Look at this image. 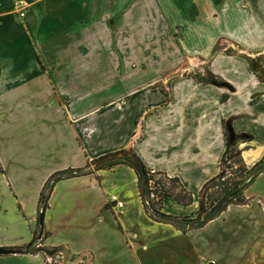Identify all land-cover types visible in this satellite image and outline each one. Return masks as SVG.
<instances>
[{
    "label": "crops",
    "instance_id": "obj_1",
    "mask_svg": "<svg viewBox=\"0 0 264 264\" xmlns=\"http://www.w3.org/2000/svg\"><path fill=\"white\" fill-rule=\"evenodd\" d=\"M92 1L0 0V248L32 243L35 232L20 235L16 228L38 224L43 212L38 245L64 247L71 264H264V202L262 189L248 193L252 185L244 192L248 204L229 205L203 226L182 230L148 216L134 170L117 164L54 183L41 211L53 174L130 150L192 194L188 206L165 199L161 213L195 219L197 194L220 173L230 136L250 137L237 143L248 169L264 158V80L248 60L215 54L210 83L181 79L170 91H125L127 79L118 78L112 91L73 89L78 65L91 78L89 65L99 61L106 40L163 47L173 37L174 47L203 58L221 39L262 49L264 0H114L112 13L105 0ZM232 70L240 80L229 79ZM143 75L128 80L132 90L153 78ZM96 103L103 109L92 112ZM74 181L87 191H67ZM111 197L121 210L109 205ZM10 255L47 264L42 253Z\"/></svg>",
    "mask_w": 264,
    "mask_h": 264
},
{
    "label": "rangeland",
    "instance_id": "obj_2",
    "mask_svg": "<svg viewBox=\"0 0 264 264\" xmlns=\"http://www.w3.org/2000/svg\"><path fill=\"white\" fill-rule=\"evenodd\" d=\"M93 4H97V1H92ZM19 5H24L23 2L18 3ZM113 4L114 0H105V10L106 13H112L113 10ZM110 20H113V16L110 17ZM110 23H106V26L112 29L113 23L109 25ZM173 37H171L170 41L167 42L166 45L162 46H153V47H130L127 43H124L121 45V47H114L113 44H110L105 42L104 47L101 49V55L98 58V62L92 63L89 65V70L91 72L90 76L91 78L86 79L84 77L83 72L81 71L83 69V64H79L78 67L80 69V72L75 73V77L73 80V89L74 91H77L78 89L85 88L86 91H112L115 79L122 80L124 83V79H127V85L125 87V91H170L171 87L174 85V83L177 80L181 79H192L197 83H210L212 81V76L210 74L209 70V61L215 54H223V55H229V59L231 61H236L239 59L240 61L245 59L248 60L249 66L253 73L255 74L256 78L259 80H264V48L260 49H246L243 47H240L239 45L231 42L229 40L225 41L226 39H221L219 42H217L216 46L211 52V55L208 58H203L200 54L186 51L182 48H176L173 45L172 41ZM169 43V44H168ZM81 53H79L80 55ZM78 53L75 51V56H77ZM118 57L120 58V63H117ZM75 67L77 65L75 64ZM146 71L151 72L153 78L151 81H148L147 83L137 86L132 90L128 84V80L130 81L131 78H134L135 75L141 76L145 74ZM144 76V75H143ZM229 79H232L234 81H238L241 79V76L239 75V72L232 70L229 71ZM61 80L57 81V86L59 87ZM67 82V81H65ZM248 85V84H247ZM249 87V85H248ZM253 87L251 86V89ZM250 89V88H248ZM235 90V89H232ZM62 96H59V99L62 100ZM62 104L63 102L60 101ZM99 109H103L102 103H96L94 108L92 109V112H95ZM238 147V146H237ZM239 149V148H238ZM126 151V150H125ZM126 158L132 159V153L130 150L126 151ZM98 158L95 160H92L89 162V165L87 168L83 169L86 170L83 172V170H76L75 172H70L69 174L71 176H82V175H88L90 173L94 172V169L96 168V162ZM227 166H231L232 169H236V167L232 164L231 160H227L225 164L222 165L223 169L227 171ZM106 169V168H105ZM258 171L261 173L257 176L259 177L254 184H252L254 181V178L246 179L244 181V184L247 183V187L245 190L251 186L249 189H247L249 194L255 193L257 190L259 191L262 189V196L260 199L264 202V167L259 166ZM257 172V171H256ZM152 181L149 182L148 187L150 189L148 193V198L150 199V202L154 208H158L159 205L162 206L163 201H159V194L161 190L168 191L169 193L176 195L180 192L179 184L168 182L164 177L156 174H152ZM244 178V173H235L234 175L230 176L229 179L226 181V184H229L233 181H241ZM246 178V177H245ZM70 185L67 191H71L76 193H80L81 191H87V184H82L81 182L74 181ZM132 187H130L131 189ZM148 190V189H147ZM244 190V192H245ZM215 191H220L215 190ZM49 189L45 188L42 192V198L43 201L45 197L48 194ZM212 190L210 192L213 193ZM124 196H128V199L130 198V194L128 195L123 193ZM108 196L109 193H107ZM248 195V194H246ZM140 196V193H139ZM143 196V195H142ZM140 196L142 206L144 208L143 204V197ZM244 197L241 200H237L242 205L248 204L249 200ZM200 194H197V200H198V209L199 210V201H200ZM259 202V201H258ZM205 203V209H208L209 202L204 201ZM253 204H255L254 201H252ZM150 204V205H151ZM251 204V203H250ZM259 204V203H258ZM42 206V205H41ZM261 208V205H259ZM41 211L43 208H40ZM145 209V208H144ZM88 210V209H86ZM146 211V210H145ZM161 211V209H160ZM11 211H8L7 214H10ZM196 213V216L198 214ZM202 217V214L201 216ZM264 217V214H263ZM264 227V226H263ZM183 228V227H181ZM17 232H22V234L27 233H34L35 236L39 233V226L36 224V222H30L25 225V228L23 230L16 228ZM264 230V228H263ZM3 234L0 230V239L2 238ZM55 262V263H54ZM0 264H38L33 261H28L25 258H18L14 259L11 257V255H0ZM51 264H61V259L59 257H55L52 259ZM249 264H254L253 261H250Z\"/></svg>",
    "mask_w": 264,
    "mask_h": 264
},
{
    "label": "trees",
    "instance_id": "obj_3",
    "mask_svg": "<svg viewBox=\"0 0 264 264\" xmlns=\"http://www.w3.org/2000/svg\"><path fill=\"white\" fill-rule=\"evenodd\" d=\"M247 142L250 141V137L246 135L241 136H235L234 140H231V138H228L226 150L224 152L223 158L221 160L220 165V173L215 176L214 178L207 181L201 190L199 191L200 194V201H199V210H198V216L195 219H188V218H175L170 216H165L161 213V205H159L158 208H154V206L151 204L150 208L152 212L154 213V220L156 221H170L175 222L178 226L181 227V223H185L190 226V228H198L206 224L207 222L211 221L212 219L218 217L229 205H236L240 203L237 200H241L244 196V190L247 187V183L244 184V181L248 179H251V175L257 171L258 167L261 165V161L256 163L252 168L248 169L246 165L244 164L241 152L237 147L238 142ZM132 153V152H131ZM126 151H119L115 152L109 155L102 156L98 158L96 162V168L94 170H104L105 168H110L117 164H126L129 167H131L138 180V188L140 196H145L149 202L150 199L148 198V193L150 191L148 184L150 181H152V174L160 175L164 177L168 182H172L179 184L180 192L176 195H173L169 193L168 191L161 190L159 194V201H164L165 199H172L174 202H176L179 205L188 206L191 205L193 202L192 194L189 193L184 189V187L180 184L178 179L176 178H170L167 175L163 173L154 172L151 173V170L147 169L141 161L135 156V154L132 153V159H128L125 157ZM227 160H231L232 164L236 167V169H232L231 166H227L228 169L225 171L222 167L223 164ZM72 171H66V172H59L56 174H53L49 180L47 181L45 188L49 189L48 194L51 192L52 185L60 180L71 178L74 176H71L69 173ZM244 173V178L241 181H233L229 184H226L227 180L230 176L234 175L235 173ZM246 177V178H245ZM44 188V189H45ZM148 189V190H147ZM220 190L215 191V190ZM214 191L210 194L211 191ZM142 196V197H143ZM48 198V195L45 197L44 201H42V208L43 210L46 208V200ZM204 201L209 202L208 209H205V203ZM242 201V200H241ZM202 217H199L201 216Z\"/></svg>",
    "mask_w": 264,
    "mask_h": 264
},
{
    "label": "water",
    "instance_id": "obj_4",
    "mask_svg": "<svg viewBox=\"0 0 264 264\" xmlns=\"http://www.w3.org/2000/svg\"><path fill=\"white\" fill-rule=\"evenodd\" d=\"M231 140H234V136H230ZM38 226H39V233L38 239L41 237L43 232V212L39 214L38 217ZM34 244V242L30 243L28 246L24 248H15V249H8V248H0V255H10V254H37L42 253L48 258H52L56 255H62L64 260L68 259V253L64 247L61 248H46L42 246H38L32 251H30V247Z\"/></svg>",
    "mask_w": 264,
    "mask_h": 264
},
{
    "label": "built area",
    "instance_id": "obj_5",
    "mask_svg": "<svg viewBox=\"0 0 264 264\" xmlns=\"http://www.w3.org/2000/svg\"><path fill=\"white\" fill-rule=\"evenodd\" d=\"M19 17H23V13H20L19 14ZM151 173H154V171H151ZM143 204H144V208H145L148 216L150 218L151 217H154V213L152 212V210L150 208L149 200L145 196H143ZM109 205L111 207H114V208L118 209V210H121L123 208V203L122 202H119L116 197H111L110 198ZM180 225H181V227H183L182 230H186V229L190 228V226L187 225V224H185V223H181ZM55 257L56 258L59 257L61 259V264H66V263L67 264H71V262H72V260H71V258H69V256H68V259L67 260H64L63 257H62V255H56V256H54L52 258L46 257V263L47 264H51L52 263V259H54Z\"/></svg>",
    "mask_w": 264,
    "mask_h": 264
},
{
    "label": "flooded vegetation",
    "instance_id": "obj_6",
    "mask_svg": "<svg viewBox=\"0 0 264 264\" xmlns=\"http://www.w3.org/2000/svg\"><path fill=\"white\" fill-rule=\"evenodd\" d=\"M262 163H261V166L264 167V158L260 160ZM261 172L257 170V172H254L252 175H251V178H256ZM253 179V180H254ZM39 240L40 238L38 239V235L37 236H34L32 241L31 242H34V244L30 247V251H32L33 249H35L36 247H38V243H39Z\"/></svg>",
    "mask_w": 264,
    "mask_h": 264
}]
</instances>
